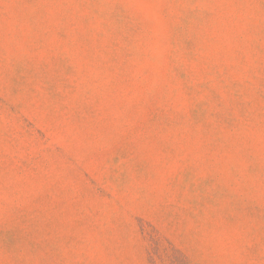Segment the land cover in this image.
<instances>
[{
    "label": "rangeland",
    "instance_id": "rangeland-1",
    "mask_svg": "<svg viewBox=\"0 0 264 264\" xmlns=\"http://www.w3.org/2000/svg\"><path fill=\"white\" fill-rule=\"evenodd\" d=\"M0 264H264V0H0Z\"/></svg>",
    "mask_w": 264,
    "mask_h": 264
}]
</instances>
